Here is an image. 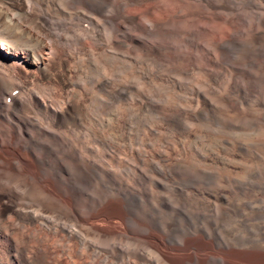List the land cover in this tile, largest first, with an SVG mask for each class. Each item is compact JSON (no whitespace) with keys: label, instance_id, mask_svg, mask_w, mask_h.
<instances>
[{"label":"bare ground","instance_id":"obj_1","mask_svg":"<svg viewBox=\"0 0 264 264\" xmlns=\"http://www.w3.org/2000/svg\"><path fill=\"white\" fill-rule=\"evenodd\" d=\"M140 1L142 3V0H0V49L5 51L4 54H0V249L8 253V259L5 260L0 257V264H67L65 263L66 261L64 262L63 259L57 256L58 254L56 255L52 251L53 249L50 248L51 246L48 242V238L51 230L61 232L65 234L67 238L71 237L82 248L91 249L94 258H98L101 251L107 252L108 250L110 254L116 251L118 255H123V257L127 256L128 258L131 257L129 254L133 253L141 258L144 264H264V246L258 243L260 238H256L255 234L254 239L249 241L246 240V244L241 243L240 237L242 236L239 237V235H237L239 233L234 231V229H236L235 227L240 228L246 225L248 221L247 218L250 217H247V215L252 214L254 208L257 210L258 208L261 209V206L258 205L259 202H253L248 205V208L252 209V213H245L247 209L245 205H242V207L239 205L231 207L226 206L219 211L215 210V212L209 201H202L201 199L202 202H199V198L196 199L193 197L196 193L186 196V189H180L179 186V188L175 189L177 191L176 194L179 195V199L176 198L175 202L177 201L178 203L176 202L172 207L171 216L169 215V217L163 218L160 213L163 212L162 207L166 205L165 201L167 198H165L166 200L164 199L165 201L163 199L159 201L161 203L158 204V208L151 203L149 204L147 201H142L143 198H140V201H142V203H140L139 196H147L146 193H144L146 191L141 192L140 195L133 186L131 187L130 184L126 182L128 179L126 180L125 178L126 181H123L124 179H119V177L110 172L107 165L104 164L103 156L100 157L98 154L101 146L105 149L104 146H108L107 144L117 142L115 138L109 140V137L107 138L104 136L101 128L107 124L109 125L111 121L114 120L112 119V115L117 113V109H115L117 99L125 97L129 91L128 87L133 85L136 86L137 84L126 85V82V84H121L122 82L120 83L119 81H117L119 84H116L113 77L124 70L126 66L125 63H123L125 58L132 61V55L129 54L131 52L125 53L124 50H121L122 47L119 48L120 45L117 43V32L121 30L118 26V22L120 21L121 25L126 27L137 26L136 18L134 19L132 17L134 15L127 16L126 13H124L125 11L121 12L122 7L126 4L128 5V3ZM185 1L187 2V0ZM173 3L174 2H171V4ZM238 6L240 7V5ZM175 7L176 4L173 9H175ZM157 9L159 10V8ZM139 12H137V14ZM156 13L154 15H156ZM170 16L172 17V15ZM174 17L175 16H173V18ZM149 20L150 19H148L149 27L145 29L147 33H150L149 31L152 28H155L154 32L157 31L158 26L155 27L156 24H153V21L150 22ZM145 22H147V20ZM150 34L153 35L154 33L151 32ZM152 37L150 38L152 39ZM127 47H129V45ZM239 48H244L246 52L243 54ZM158 50L154 45H147L140 48V53H138L137 56L134 55V63L138 62V65L139 63H146L145 68L142 69L146 79L152 74L155 75L159 73L161 69L170 65L169 63L168 66H165L166 63L162 61L161 52ZM261 56L264 57V33L262 35L259 34L254 42L252 41L241 47L233 42L226 43L222 47L221 58L223 59V63L236 65L237 63L242 64L241 62H245L250 66V64L252 65L250 59ZM131 61H129L130 64ZM117 63L120 66H116ZM233 69L235 70V68ZM175 71L159 73L157 79L162 83L167 80L169 81V84H167L170 87L177 89V87H180V79H177L179 77H177V74H173ZM134 72L136 73V70ZM139 73L140 72L137 74ZM136 76L137 75H135V77ZM127 78L125 77V79ZM121 79L122 78H120V80ZM155 79L156 78H154L152 82L156 81ZM263 80L264 79H262V81ZM162 83L158 87L153 86V91H144L145 96H150L149 94L151 93L162 96L165 88L163 87L165 84ZM141 84L137 85L141 86ZM142 86H144V83ZM169 86L166 88L170 89ZM42 87L44 90H42ZM144 87H142V89ZM56 88L59 89L57 98L54 97L55 91L57 90ZM173 88L171 91L172 93ZM245 88L247 89V91L244 90L246 94L247 92L250 94L255 92L254 87L247 86ZM237 89L242 88L240 87ZM258 89L260 88L258 87ZM200 94L201 93H199V96ZM129 96H131V94ZM227 96L226 98L221 97L222 100H228L229 97L227 98ZM206 99H204L205 106L199 107V104H196L197 107L195 106V109L193 108V113H189L187 110L189 107L187 109L177 108L172 111L166 108L167 106L162 107L160 104L158 105V103L156 104L152 101L145 103V106L143 103H141V105H139V103L138 105L140 108L138 106L139 110H137V113L139 111L140 114L142 113L144 115V118H139V123L145 124L147 121H150L153 116H156V118L158 117L168 121L171 127H181L183 129L186 128H184L185 123L193 126V121L197 120L198 122L200 119H207L210 125H222V127H219L223 128L225 126L230 130H237L241 125L253 128L259 124V120L251 118L240 119V117L232 122L226 120V122H229L226 126L227 123L220 118L212 100ZM238 99L240 98L238 97ZM184 104H187V102ZM129 105L132 106V104ZM132 114L130 115L132 116ZM188 116L191 117V119L185 122ZM195 116L196 119L193 118ZM238 125L240 126L238 127ZM124 128L126 127L124 126ZM149 130L155 133L158 129L154 124ZM111 132L113 133L114 131L112 130ZM188 132L190 133V131ZM124 133H126V130ZM248 135L250 136V134ZM116 136L117 135L114 137ZM122 136L123 135H121V140H123L124 143L128 137L123 138ZM187 139H189V137ZM237 143L239 149L242 150L243 144ZM110 147H112V145H110ZM259 149L260 148H254V150H252L257 158L262 156ZM138 151L141 152L140 150ZM170 151L172 150L170 149ZM165 152H168V149L167 151L165 150ZM105 154H107V152ZM137 155L138 162L131 167L138 170L140 178L143 179L146 178V172H142L138 167L139 165L145 164L143 161L147 159L141 158L142 153ZM143 156L145 155L143 154ZM146 165H148V161H146ZM188 166L190 167V164ZM151 167H153L154 170L157 168L159 169L158 165H151ZM172 171L176 172H173L174 175L180 174L182 177L185 175L179 171L177 172L176 169ZM206 171L193 174L188 172L187 176L185 175L184 178L181 177L183 184L194 183V180L197 179L210 180L211 173ZM260 178H262V176ZM171 179L173 184L181 185L173 176H171ZM218 182L219 181H217V183ZM197 189L198 191L204 190ZM114 190L116 192L115 194ZM189 196H191V198ZM203 196L206 195H202L201 198H205ZM2 202L3 204H1ZM165 208L166 207H164V210H167ZM199 209H201V211ZM10 212L14 213L15 216H12L13 214H11L12 217L9 216ZM255 218H257V216ZM36 224L41 225L42 230L45 229L43 233L40 232L41 227L37 228ZM259 235L264 237V230L263 232L261 231ZM147 246H150L153 251L148 252ZM86 253H90V251ZM70 255L69 257H71ZM108 257L106 259H108ZM98 259H100V257ZM129 260L131 259L129 258ZM113 262L111 263L113 264ZM123 262L125 261L123 260ZM139 264H141V262Z\"/></svg>","mask_w":264,"mask_h":264},{"label":"rangeland","instance_id":"obj_2","mask_svg":"<svg viewBox=\"0 0 264 264\" xmlns=\"http://www.w3.org/2000/svg\"><path fill=\"white\" fill-rule=\"evenodd\" d=\"M153 2H156V3H153ZM171 2H174L176 4L175 9H173L175 4L174 3L171 4ZM241 4H242V6H241ZM238 5H240V7ZM143 6H145V7H143ZM214 6H215V8H214ZM166 7H167V9H166ZM129 8H130V10H129ZM143 8H144V10H143ZM157 8H159V10ZM209 8H211V9H209ZM123 11H125L124 13H126L127 16L134 15L132 17L134 19L136 18L135 20H137V22H136L137 26H127L126 27L124 25L122 26L120 21L118 22V26L121 29L119 32H117L118 34L116 36L117 43H118V45H120L119 48L122 47L121 50H124L125 53L131 52L129 54L132 55L131 59L133 61L135 59V56H137L138 53H140V48H142L143 46H147V45H154V47L157 50L159 49L158 51L161 52L160 54H161V57L163 59L162 61L164 63H166L165 66H168L169 63H170V65L168 67H165L164 69H161L162 71L160 70L159 73H169V72H171L173 70L174 71L176 70L173 74H177V77L179 76L177 79H180V82H179L180 83V87H177V89L173 88V87H170L168 85L169 81H167V80H165L164 83H162L161 81H159V79H157V75L159 73H157L155 75L152 74L150 77H147V79H146L144 74H143V72H142V69L145 68L146 63L145 64L144 63H139V65L143 64V65H140V69H139L138 62L134 63V61L132 62L130 59H127V58L124 59V62L122 60V62L125 63L126 66H125V68H124V70L122 72L120 71L118 74H116L113 77L114 78V82L116 81V84H119V82L120 83L122 82L121 84H126L127 83L126 85H131V84H135V83L140 85L141 82H142V84L144 83L145 87L142 86V84H141V86H139L137 84H136V86L135 85L130 86V87H128V89H129L128 94H127L128 96L126 95L127 99H126V96L117 99V101H116L117 103H115V107H116L115 109H117V113L118 114L120 113V114L118 115L116 113L115 115H112V119H114V120L111 121V123L109 125L107 124V125H105V126H103L101 128L102 134L104 136H106L107 138L109 137L108 138L109 140L115 138L117 142H113L112 144H107L108 146H104L105 149L101 146L102 148L100 147L98 154L100 155V157L103 156L102 158H103L104 164L107 165V168L109 169V171L112 172L114 175H117L119 177V179H122V180L124 179L123 181H126L128 179L126 182H128L131 187L133 186V188L136 189V191H138L140 195H141V192L146 191L144 193H146L147 196H143V197L139 196V202L140 203H142V201H147V202H149V204L151 203L155 207H157L158 204L161 203V202H159L161 199L164 200L165 198H167V200L165 199L166 201L164 200L166 205H167V206L165 205L164 207H166L165 209H167V210H164V207H162L163 208V210H162L163 212L160 213V215L162 214L161 217L163 216V218L169 217V215L171 216V214H170L171 213V209L177 202V201L175 202V199L176 198L179 199V195L176 194L177 191L175 190L176 188H179V186H180V189L181 188L184 189V190L186 189L185 190V192L187 193L186 196L196 193V194H194L195 196H193V197H195L196 199L199 198L198 199V200H200L199 202H202L203 200L204 201L205 200L209 201L212 204L214 211L215 210L219 211L221 208L226 207V206L227 207L228 206L231 207V206L239 205L240 207H242V205H245V207L247 208L245 210L246 211L245 213H250L252 209L248 208V205L250 203H253V202H257V203L259 202L258 205L261 206V209H263V210H261L259 208L257 210V209L254 208L253 211L255 213L251 212L252 214H248L247 215V217L250 216V217L247 218L249 222L247 221L246 225H243L244 227H240V228L239 227H235L236 229H234V231H237L239 233V234H237V235H239V237L240 236L244 237V238L240 237V242L241 243H245L246 244L247 241L254 239L255 236H256V238H258V237L260 238L258 243H261L264 246V237L259 235V233L261 231L263 232V230H264V152H263L264 151V143H263L264 142V139H263L264 138V129H263L264 128V123H262V122H264V119H263L264 118V80L262 81V79H264V65H262V64H264V57L261 56L263 58L256 57V58L250 59L251 63H252V65L250 64V66L248 64H246L245 62H241L243 65L240 64V63L239 64L237 63L236 65L235 64H230V63H225V62L223 63L222 62L223 59L221 58L222 57V47L226 43L233 42V43H235L237 45H240V47H241V46H244L245 44H248V43H250L252 41L254 42L257 39V36L259 34L262 35L264 33V26H263L264 25V0H209V1L208 0L207 1L206 0H191V1L187 0V2L185 0H142V3L140 1V2H135V3L131 2V3H128V5L126 4L125 6L122 7L121 12H123ZM164 11H165V13H164ZM137 12H139V13L137 14ZM154 12L155 13L158 12L159 14L156 13V15H154L155 14ZM181 12H182V14H181ZM124 13H123V15H124ZM127 13H129V14H127ZM143 15L144 16L146 15L145 18H144ZM157 15H158V17L160 15L161 16L158 18ZM165 15H167V16H165ZM170 15H172V17ZM182 15H183V17H182ZM173 16H175L176 18L175 17L173 18ZM187 16H191V17H187ZM225 16H226V19H225ZM140 17H142V18H140ZM138 18H140V19H138ZM147 18L150 19L149 20L150 22L153 21V24H156L155 27L158 26L157 27V31L154 32L155 28H152L153 31H152V29L149 31L150 33L151 32L154 33L153 35H151L150 33H147V30H145L146 28L148 29V27H149ZM180 18H182V19H180ZM144 19H145V21L147 20V22H145ZM185 19H187V20H185ZM194 19H196V20H194ZM162 21L164 22V24H163ZM139 22L140 23L143 22V23L140 24ZM170 24H172V25H170ZM258 24L260 25V27H259ZM138 29H140V30H138ZM221 34H223V35H221ZM241 34H242V36H241ZM138 36H140V37H138ZM237 36H239V37H237ZM119 37H120L121 40L119 39ZM150 37H152L153 40ZM239 38H241V39H239ZM129 40H131V41H129ZM214 41H215V44H214ZM138 43H139V45H138ZM128 45H129V47H127ZM134 47H135V49H134ZM164 47H166V48H164ZM239 49H240L241 52H243V54L246 52L244 48H243L244 50L241 49V48H239ZM165 50H167V51H165ZM137 51H139V52H137ZM1 53L4 54L5 51L3 49H0V54ZM128 60L131 61V64L133 63L132 64L133 67L129 63ZM177 60H178V62H177ZM169 61H171L173 64L171 62H169ZM175 61H176V63H175ZM175 64H176V66H175ZM129 65H130V68H129ZM116 66H120V65L117 63ZM226 66H227V68H226ZM231 66L233 68H235V70ZM191 69H192V71H191ZM232 69L234 70V72H233ZM135 70H136V73L134 72ZM137 70H138V72H140L139 74H137L138 73ZM214 70H215V72H214ZM125 71H126V73H125ZM219 72H221V73H219ZM122 73H123V75L126 78L127 77L128 78L125 79V77L122 75ZM180 73L183 75V77H182V75ZM119 74L122 75V76H120ZM198 74H199V76H198ZM206 74H208V75H206ZM135 75H137V76L135 77ZM190 75H192V76H190ZM189 76H190V79H189ZM120 78H122V79L120 80ZM154 78H156L155 79L156 81L152 82L154 80ZM249 79H250V81H249ZM117 81H119V82H117ZM150 83H151V85H150ZM161 83L165 84V85H163V87H165L164 88L165 95L163 93L162 96H160V95L158 96L156 93H153V94L151 93V94H149L150 96H148V95L145 96V92L146 91H151V90L153 91V86L154 87H158V86H160ZM262 85H263V87H262ZM137 86H138V88H137ZM167 86H169L170 89L166 88ZM227 86H228V88H227ZM235 86H237V87H235ZM239 86L243 90L242 89H237V88H240ZM247 86L248 87H252V88L254 87V91H255L253 93L254 95L250 94L249 92H247V94L245 93V91H247V89L245 87H247ZM257 86L260 89H258ZM142 87H144L143 88L144 90L142 89ZM197 87H198L199 90L197 89ZM172 88H173V93L171 92ZM56 89H55L56 91H55L54 97L57 98L58 97L57 95L59 94V89L58 88H56ZM134 89H136V90H134ZM42 90H44L43 87H42ZM169 91H170V93H169ZM53 93H54V91H53ZM129 93L131 94V96H129L130 95ZM189 93L193 94V95H190ZM199 93H201L200 96H199ZM51 95H53V94H51ZM219 95H221V96H219ZM204 96H207V97H204ZM226 96H227V98L229 97L228 100L226 99V101H223L222 98H226ZM231 97L232 98L235 97V98L232 99ZM238 97L240 99H238ZM142 99H143V101H142ZM204 99L210 100V101L212 100L215 109L218 111V114H219L220 118L222 120H224V122H226V120L229 121V122H232V121H234V120H236V119L241 117L240 119H245V118L249 119V118H251V119L259 120V124L256 127H253V128H249V127H246L244 125H241V126L238 125V127L240 126L239 129L230 130L229 128H226L225 126L223 128H221L222 125H210V123L208 122L207 119H200V120H198V122H197V120L193 121V123H192V124H194L193 126H190V124L187 125L185 123L184 124V128L186 127L187 129L186 128L183 129L181 127H178V128H175L173 126L171 127V124L169 125L168 121L162 120L161 118H158V117H157L158 118V120H157L156 116L155 117L153 116V118L150 121H147L145 124L139 123V118H142L144 116L142 113L140 114L139 111L137 113V110H139L138 106L141 105V103H143L144 106H145L146 105L145 103H148V102L152 101L153 103H156V104L158 103V105L160 104V106H162V107H166L167 106L166 108H168V109H170L172 111L176 110L177 108H179V109H182V108L187 109L189 107L187 110L189 111V113H191L192 111H194L195 106L197 107L198 104H199V107H204L205 106ZM214 101H215V103H214ZM228 101H229V103H228ZM186 102H187V104H184ZM129 104H132V106L129 105ZM117 105H119V106H117ZM226 107H227V110H226ZM139 108H140V106H139ZM243 108H244V110H243ZM118 110H120V111H118ZM121 110L124 111V112H122ZM130 114H132V116ZM223 114H224V116H223ZM239 115H241V116H239ZM193 118L196 119V116L193 117ZM190 119H191V117L188 116L187 120L185 122H188ZM229 122H226L227 123L226 126L228 125ZM119 123H120V125H119ZM114 124H115V126H114ZM154 124H155V127H157V129H158L155 133L151 132V130H149V128L154 126ZM118 125H119V127H118ZM123 125L126 128H124ZM219 126H221V127H219ZM108 128H109V132H108ZM123 128L126 130V133H124L125 130ZM116 129H119V130H116ZM189 129H192V130H189ZM228 129L230 130V132H229ZM112 130L114 131L113 133L111 132ZM177 131H179V132H177ZM188 131H190V133ZM121 132H123V133H121ZM159 132H161V133H159ZM109 134H110V136H109ZM202 134H203V136H202ZM248 134H250V136ZM115 135H117V136L114 137ZM121 135H123L122 136L123 138H127L128 137L126 139V142L124 141V143H123V140H121ZM128 135L129 136L131 135V136L129 137ZM224 135H226V136H224ZM200 136H202V137H200ZM186 137L187 138L189 137V139H187ZM203 137H204V140H203ZM185 139H186V141H185ZM210 139H211V141H210ZM140 140H142V141H140ZM216 140H217V142H216ZM118 141H119V143H118ZM174 141H175V143H174ZM236 141L239 142V143H242L243 145L245 144L244 146L242 145V147H243L242 150L239 149V147L237 146L238 143ZM196 143H197V145H196ZM122 144H125V145H122ZM162 144H163V146H162ZM110 145H112V147H110ZM210 147H212L213 149L210 148ZM114 148H116V149H114ZM178 148H180V149H178ZM246 148H247V150H246ZM254 148H257V149L260 148L259 150H260V152L262 154V156L260 158H257L253 154L252 150H254ZM167 149H168V152L170 154L168 152H165V150L167 151ZM170 149L172 151H170ZM102 150H103L104 153L102 152ZM138 150H140L141 152H139ZM106 152H107V154H105ZM138 152L142 153L141 158H146L147 159L146 161H148V165H146V161H143L145 164L139 165V167H138L142 172H146L145 173V177L146 178H143V179L140 178V173H138L139 171L134 169V167L133 168L131 167L134 164L136 165L137 162H138V155H137V154H139ZM120 154H121V156H120ZM143 154L145 156H143ZM104 158H105V160H104ZM127 163H128V165H127ZM189 164H190V167L188 166ZM151 165H153V166L154 165H156V166L158 165L159 169L157 168L156 169L157 171H156V170H154L153 167H151ZM131 168H132V170H131ZM166 169H167V171H166ZM174 169H176L177 172L179 171L180 173L185 174L186 176H187L188 172H190V174L197 173V172L200 173V172H205L208 169L206 172L211 173V178H210V180L197 179V180H194V183L192 182L191 184H183L182 178H184L185 175L183 177L180 174H178L179 176L177 174L174 175L173 172L176 173L175 171H172ZM261 169H263V170H261ZM121 171H122V173H121ZM117 172L120 173V174H118ZM131 172H133V173H131ZM162 172H164V173H162ZM238 173H240V174H238ZM171 176L176 178L177 182L181 183V185L173 184ZM261 176H262V178H260ZM125 178H126V180H125ZM217 181H219V182L217 183ZM188 185H191V186H188ZM216 187H217V189H216ZM187 188H188V190H187ZM197 188L204 189L203 190L204 192L202 190L198 191ZM206 189L208 190V193H207ZM138 192H136V193H138ZM115 193L116 192L114 190V194ZM212 193H214V194H212ZM202 195H206V196H203L205 198H201ZM189 197L191 198V196H189ZM214 197H215V199H214ZM140 198L141 199L143 198L142 201H140L141 200ZM247 198H248V200H247ZM201 199H202V201H201ZM212 202H215V203H212ZM1 204H3V202ZM216 207H217V209H216ZM199 210L201 211V209H199ZM260 211L263 214H261ZM11 214H13L12 216H15L14 213H12V212L9 213V216H11ZM255 215L257 216V218H255L256 217ZM262 224H263V226H262ZM36 227L40 228L41 225L36 224ZM254 228L255 229L258 228V229L255 230ZM241 229H243V230H241ZM260 229H261V231H260ZM44 230L45 229L42 230V227H41L40 232L43 233ZM247 232H248L249 235L247 234ZM254 232H256V233H254ZM49 235L50 236L48 238V242L50 243V246H51L50 248L53 249L52 251L56 255L58 254L57 256L61 257V259H63L64 262L66 261L65 263H67V264H89V263L90 264L91 263L92 264H112L111 262H113V261H114L113 264H139L140 262H141V264H144V262L141 260V258H139L137 255H134L133 253H130L131 255L129 254V256H131V257H129L131 260H129V258L127 256L123 257V255H120V254L118 255V253H116V251H113L115 253V254L113 253L114 255L112 253L110 254L108 252V250H107V252L106 251H101L100 256H99L100 259H98L99 257L98 258H94L91 249L88 250L87 248H82L71 237L67 238V236L65 234H63L61 232H58V231H55V230H51ZM62 235L65 236V237H63ZM228 239H229V237H228ZM67 240H69V241H67ZM55 241H57V242H55ZM53 243H54V245H53ZM70 249H72V250H70ZM64 251H66V252H64ZM85 251L86 252L90 251V253H86ZM147 251L148 252H152L153 250H152V248H150V246H147ZM80 252L82 253V255H81ZM7 254L8 253H5V252H3L0 249V257L1 258H4L5 260L8 259V255ZM69 255L71 257H69ZM106 256L107 257L109 256L108 259H106L107 258ZM90 258H93L94 261H93V259H90ZM113 258H116V259H113ZM123 258H125V259H123ZM134 258H136V259H134ZM123 260L125 262H123ZM119 261H121V262H119Z\"/></svg>","mask_w":264,"mask_h":264}]
</instances>
